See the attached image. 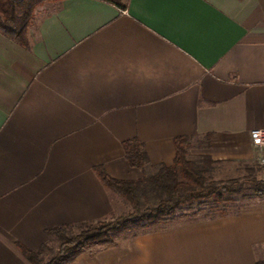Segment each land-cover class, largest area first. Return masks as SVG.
Instances as JSON below:
<instances>
[{
    "label": "crops",
    "instance_id": "obj_1",
    "mask_svg": "<svg viewBox=\"0 0 264 264\" xmlns=\"http://www.w3.org/2000/svg\"><path fill=\"white\" fill-rule=\"evenodd\" d=\"M118 1L45 2L27 46L0 33V264H30L19 244L38 249L51 227L121 217L97 169L141 179L127 142L151 169L173 165L181 136L217 174L264 166L250 136L264 129V0ZM173 224L72 264L264 261V201Z\"/></svg>",
    "mask_w": 264,
    "mask_h": 264
},
{
    "label": "trees",
    "instance_id": "obj_2",
    "mask_svg": "<svg viewBox=\"0 0 264 264\" xmlns=\"http://www.w3.org/2000/svg\"><path fill=\"white\" fill-rule=\"evenodd\" d=\"M59 1L62 0H0V33L27 46L36 10L45 2ZM99 1L121 7L118 0ZM191 149L189 137H178L173 165L151 169L144 145L138 141L125 143V157L131 167L142 171V178L118 180L102 168L97 173L103 184L122 195L131 208L119 218L51 227L46 234L50 239H60L58 247L48 242L31 250L19 244L23 255L30 264H72L84 254H94L96 249L116 246L124 235L134 237L137 231L198 215L205 219L227 218L241 214L255 201H264V178L260 176L263 165L244 164L240 177L214 179L218 164L208 156L191 157Z\"/></svg>",
    "mask_w": 264,
    "mask_h": 264
},
{
    "label": "rangeland",
    "instance_id": "obj_3",
    "mask_svg": "<svg viewBox=\"0 0 264 264\" xmlns=\"http://www.w3.org/2000/svg\"><path fill=\"white\" fill-rule=\"evenodd\" d=\"M35 16V15H34ZM34 20V18H33ZM33 20H32V23H33ZM235 171V170H234ZM232 170H228L226 172H223L222 174H217L215 172V175L213 176L214 179H227L228 177L229 178H236V177H240L242 172H234ZM261 177H263V174L260 175ZM116 195H115V199H116V202L118 205H120V211H122L125 207V205L127 206V208H131L130 204L126 201V199L120 195L117 191H115ZM122 205V206H121ZM122 207V209H121ZM173 222H170V223H166V225L162 224L160 226H157V227H154V229H158L159 227H173ZM153 229V228H152ZM128 237V235H124V236H121L119 239H118V242L120 241H123L124 239H126ZM49 245L53 248H56L58 247L59 243H60V239L56 238V237H52L49 241ZM115 247V246H114ZM105 248H113V247H101L99 249H96L95 252H99L100 250L102 249H105ZM94 252V253H95Z\"/></svg>",
    "mask_w": 264,
    "mask_h": 264
},
{
    "label": "built area",
    "instance_id": "obj_4",
    "mask_svg": "<svg viewBox=\"0 0 264 264\" xmlns=\"http://www.w3.org/2000/svg\"><path fill=\"white\" fill-rule=\"evenodd\" d=\"M252 144L257 148H264V129H255L250 134Z\"/></svg>",
    "mask_w": 264,
    "mask_h": 264
}]
</instances>
